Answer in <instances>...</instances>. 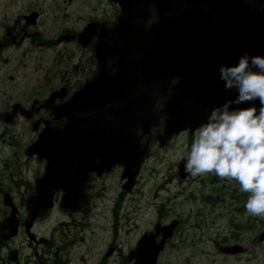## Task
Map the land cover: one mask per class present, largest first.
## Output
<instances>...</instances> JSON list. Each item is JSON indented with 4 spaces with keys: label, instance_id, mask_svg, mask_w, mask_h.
<instances>
[{
    "label": "water",
    "instance_id": "obj_1",
    "mask_svg": "<svg viewBox=\"0 0 264 264\" xmlns=\"http://www.w3.org/2000/svg\"><path fill=\"white\" fill-rule=\"evenodd\" d=\"M191 2L190 8L194 11L195 5ZM161 5L165 7V3ZM201 7L204 8L202 5ZM261 7L263 5L257 0H236L228 10L220 8L212 13L208 12L205 24L198 30V41L191 47L162 46L158 49L157 59L150 56L151 47L148 46L137 48L141 53L130 59L129 56H133L135 49L105 44L104 46H108L105 50L104 47L98 49L101 66L99 74L74 95L68 104L69 115L74 119L70 120L71 123L64 130V136L72 137L80 125L84 124L91 132L89 137H95L94 134L98 133L101 140H109L110 146H123L125 151L128 146L135 147L132 140H125L131 136V132L129 128L128 132L123 131L120 121L131 127L135 116L131 110H134V103L129 94L125 95L126 81L136 77L144 79V94L152 80L158 82L152 102L146 106V99L140 100V113H143L140 123L146 124L150 113L154 112L157 96L164 93L172 76L179 74L182 81L168 102V109H175L171 116L175 120L186 122L191 128L201 125L207 119L211 108L236 95L234 91H224L218 68L223 64L238 62L239 56L244 52L251 55L264 54V12L259 11ZM213 17L215 23L212 22ZM141 39L143 43L147 40L142 37ZM149 40L156 42L152 37ZM112 53L115 55H110ZM170 57L183 58L182 64L178 65L177 60L171 63ZM110 58L113 60L112 64L108 62ZM178 67L181 71L175 69ZM152 68L155 69V74L149 73ZM214 89H218L219 94H214ZM195 121L198 123L193 125ZM146 129L145 126V131ZM48 134L53 139L60 137L58 133ZM132 151L133 149H128L127 155L124 152L129 164L133 161ZM139 153V159L142 161L146 150Z\"/></svg>",
    "mask_w": 264,
    "mask_h": 264
},
{
    "label": "rangeland",
    "instance_id": "obj_2",
    "mask_svg": "<svg viewBox=\"0 0 264 264\" xmlns=\"http://www.w3.org/2000/svg\"><path fill=\"white\" fill-rule=\"evenodd\" d=\"M61 1L63 2V0ZM51 3L52 0H44L42 6L47 7L50 6ZM4 28L5 27H0V35L4 34ZM30 43L20 42V46L17 48H0V110L2 107H6L5 103H7L9 100H13V102L21 101L26 103L25 99L31 96L33 89H39L43 87L41 89V93L45 94L46 90L44 86H42V81L48 79L49 75L53 79L54 85L56 86L58 79L60 80L67 74L64 71H60V67L56 62V52L53 53L54 55L49 54L52 53L53 49L38 50L37 46H32ZM33 51H36L34 54L37 56V59L35 60L33 59L35 55H32ZM26 52L28 57L25 55ZM27 58H31V60L27 61ZM73 62L77 64V59H75ZM50 90L51 88L47 87V93H49ZM47 96L48 94L44 95L43 98ZM1 129H3L6 133L7 140H23L20 144L21 147L27 145L29 142L24 140H32L35 137L32 129L28 125L25 127V125L22 123L15 125L14 127L6 128L3 126L2 122H0V130ZM192 137L193 135L190 136V134H183L174 139L173 142H170L165 148L159 149L157 145L154 146L152 150V156L147 161V164L144 168V174L142 175L143 191L145 195L144 199L147 201V203L144 204L143 202V219L139 217V220L143 221L144 227L147 226L149 220L153 218L154 211L157 209L156 204L163 200L165 196L171 199L173 198V203H176V210L181 211L185 210V208L188 209V206L190 205L189 201H183V196L179 195L181 192L179 187H177V189L175 187L178 182L173 180L170 184L165 183L172 174L171 171L177 169L175 167L176 163L180 159L179 157L181 156L182 152L185 150V145H187L188 141L191 140ZM36 171L37 167L31 166V170L27 175L31 176ZM203 178L209 179V175ZM164 184L167 188H169L168 192L160 193L158 200L153 199L154 193ZM185 185L191 187L190 181ZM218 185L223 191L226 188L229 189V187H231L229 191L225 190V192L227 194V198L232 203L233 198L230 197L232 195L231 191L236 189L237 183L235 181L222 180ZM210 190L207 192L197 190V192H199L201 195L204 193L210 194ZM190 208L194 209L195 216L198 214H208L205 223L206 228H209V221L212 219V216L210 215V204L207 201L201 199L198 203L191 204ZM222 211L223 214L226 215L225 223L222 225V227H224L226 224H230L229 221L231 220V217L236 219V213H233L232 205L223 206ZM249 219H252V221H249ZM257 219L258 217H251L245 214L243 217L238 219L239 221L237 223L245 225L253 223L254 220L257 221ZM185 221L187 223L188 218H186ZM230 225L233 230H235V226L232 224ZM188 227H190L189 224ZM188 227H183L179 233V236H177L171 246L167 248V253L163 257L161 264H189L190 261L191 264H264V245L259 243L258 240L255 243L252 240V238H255L257 235L255 230L242 232L243 243L249 245L247 248L250 253L243 256L238 261H232L226 260L225 258L219 256L216 257V251L209 245L211 238L209 236L210 233L207 230L200 232H190ZM139 232L140 231H137L134 235V241L129 239V243H131L129 246L135 243L136 239L140 235ZM191 233L194 234L191 235ZM187 239L190 240L188 244ZM188 250L193 251L195 256H189ZM187 257H191V259H188Z\"/></svg>",
    "mask_w": 264,
    "mask_h": 264
},
{
    "label": "clouds",
    "instance_id": "obj_3",
    "mask_svg": "<svg viewBox=\"0 0 264 264\" xmlns=\"http://www.w3.org/2000/svg\"><path fill=\"white\" fill-rule=\"evenodd\" d=\"M257 2L264 5V0ZM218 73L224 91L236 95L209 110L179 158L193 178L212 174L235 181L239 192L247 194L245 213L264 219V54L244 52ZM174 85L172 80L169 97Z\"/></svg>",
    "mask_w": 264,
    "mask_h": 264
},
{
    "label": "flooded vegetation",
    "instance_id": "obj_4",
    "mask_svg": "<svg viewBox=\"0 0 264 264\" xmlns=\"http://www.w3.org/2000/svg\"><path fill=\"white\" fill-rule=\"evenodd\" d=\"M3 2L4 0H1V3ZM4 6H7V4H4ZM76 47L78 49L83 50V47L79 45L78 42H77ZM87 49H89L88 58H89L90 69H91L92 64L94 63V58H93L92 52L90 51L92 50V47H89ZM88 73H91V71L89 70ZM58 237L59 238L57 242L50 239L48 242H43V243L39 241L32 243L29 241L27 237H25L23 241L24 247L16 249L14 248L15 240H12L10 242H4L1 239V235H0V246H5L8 248V257H7L6 263L4 264H52L54 261L55 248L60 246L61 241H66L64 233L58 234ZM23 249H27L29 252L26 255H24L21 252V250Z\"/></svg>",
    "mask_w": 264,
    "mask_h": 264
}]
</instances>
